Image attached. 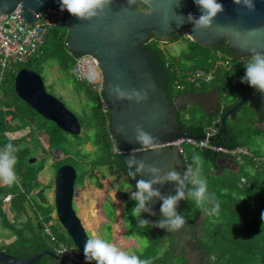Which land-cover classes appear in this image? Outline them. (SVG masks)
I'll use <instances>...</instances> for the list:
<instances>
[{"label":"water","instance_id":"water-1","mask_svg":"<svg viewBox=\"0 0 264 264\" xmlns=\"http://www.w3.org/2000/svg\"><path fill=\"white\" fill-rule=\"evenodd\" d=\"M218 2L223 5V12L214 19L211 28L199 31H194L193 25L187 19L189 13L194 17L201 14L194 0H110L104 14L90 21L79 20L64 11L69 53L74 58L89 55L99 63L103 76L102 91L110 108L111 132L117 142L118 159L127 175L128 169L124 161L130 154L164 172H184V161L178 148L168 145L181 139H205L204 135L193 136L184 133L180 126L179 113L189 106L200 108L210 117H221L220 122L216 124L219 133L211 139L217 147L223 146L221 139L227 134V119L235 120L237 112L248 101H260L261 111L264 113V94L261 93L248 95L232 108L223 109L218 87H214L211 92L190 91L177 94L170 101L165 90L161 66L155 56L145 48V44L153 40L169 43L176 36L184 34L193 43L207 49L220 48L226 43L231 55L237 59L250 57L252 49L264 53V0H253L255 8L251 11L243 5H236L233 0ZM58 4L60 0H0V13L10 14L20 7V16L31 24L35 21L36 13L54 8ZM110 86H119L124 91L134 89L141 95L146 94V99L139 102L135 99L119 100L110 94ZM14 87L18 98L41 117L53 122L69 135L81 134L82 129L76 115L47 92L44 80L39 74L29 69H21L16 76ZM136 125H141L144 131L155 137L153 144L141 146L134 141ZM121 126L125 128L127 137L118 132ZM130 140L132 142H129ZM57 152L58 150L55 153ZM215 157L216 166L219 168V173H214L216 176L223 175L224 171L240 173V167L233 157H218V153H215ZM134 170L133 168L132 171ZM77 177L75 167L65 164L56 171L52 179V201L45 193V184L40 180L32 195L41 204L53 205L54 218L84 256L83 246L89 235L74 208L78 196V188L75 186ZM141 178L150 177L138 174L133 179L134 184ZM156 187L164 195L175 194L174 183ZM151 208L155 215L146 213L147 219L156 222L161 218L160 202L154 200ZM150 226L154 232L164 230ZM203 226L204 215H200L197 221L185 220L179 230L171 231L174 244L181 246L185 241L190 250V254L185 256L187 264H197L195 251H208L197 238V231L201 237ZM189 232L194 240H191ZM46 256L53 260L52 264H70L49 250L40 251L25 259L0 251V264H36Z\"/></svg>","mask_w":264,"mask_h":264},{"label":"trees","instance_id":"trees-1","mask_svg":"<svg viewBox=\"0 0 264 264\" xmlns=\"http://www.w3.org/2000/svg\"><path fill=\"white\" fill-rule=\"evenodd\" d=\"M67 36V26L50 29L45 36L44 44L42 45L39 53L34 55L25 64H15L10 72L3 75L2 81L0 82V92L1 85L6 82V76L8 74L13 77L14 82L17 73L21 69H32V60L34 57L43 58L46 62H56L61 71L64 73H72L74 83L82 88V91L89 100L93 101L92 106H87L88 110L90 109L92 114L91 119H89V123H87L88 125L82 123L77 115L76 117L79 120L81 129L85 127L86 132L89 129H93L95 131L94 146L100 153V156L92 162L93 167L84 171L81 178L87 177L91 180L98 181L99 178L96 176L97 172L94 171L99 170L101 167H107L114 170L117 175H121L125 179V182L127 181L131 185V190L133 192L135 191L134 181L127 175L126 172L123 171L118 156L113 151L114 141L112 138L110 124V108L108 107L107 111L104 112L101 104V100H105V96L103 93L97 92L94 86L88 85L86 82L78 81L76 79L73 73L76 60L69 53L67 48ZM184 36V34H180L171 42L179 41ZM167 44L168 43H160L157 40H153L145 44V48L155 56L161 66L165 78V90L170 101H172L177 94L189 92L188 85L192 86L194 89L192 91L200 92L205 90L207 87L209 88L212 86L209 91L213 90V86L218 87L221 92V96L222 91L237 92L238 96L235 102L222 106L225 110L232 108L248 95H257L260 93L248 84L241 83V78L245 75L244 65L249 62L250 58L243 60H237L236 58V81L229 75L233 71L234 67L232 65L233 56L231 55L227 44H224L220 48L207 49L191 42V47H193L194 52L192 51L191 53L190 51L185 53L178 61L173 59L167 49H165ZM221 53L227 57H232L231 66L229 68L217 67L215 79L212 83L203 86V88H196L193 83H189L185 80L188 74L196 70H213L215 68V63L219 61V55ZM34 67H36L37 70H32L41 76V73L38 71L40 69L39 66L35 65ZM177 86H182L183 89L178 90ZM14 100L18 103L25 104L27 109L31 110L32 113L37 114L32 108H30V106L19 99L16 93L14 94V99H6L0 95V146L4 148L7 143L13 144L15 149L14 154L16 156V165L14 170L18 177L17 181L12 185H6L3 188H0V218L3 220L7 229H10V235L14 236V240H10V243L8 242L0 246V251H5L11 256L25 259L43 250L56 252L55 249L57 243L73 246V242L71 239L70 242H65L57 237L49 224L52 220L51 215L54 212L53 205L43 204L45 205L43 212L40 211V209H37L34 205L39 214H34L35 216L33 217L28 216L30 198L33 189L39 183L38 174L40 171H36V169L31 167L33 166V162L29 164L27 159L31 156L30 153L27 152V149L19 148V146L23 143L24 138L11 140L6 135V133L10 132V129L14 127L9 123L8 118H11V121L27 119V109H22L18 103L15 104ZM251 102L253 105L252 107L254 108L251 112V116L248 118V121L257 133L263 134L264 129L256 127V122L260 125H264V113L261 111L262 103L260 101ZM189 107L197 108L202 113V116L201 118H195L194 121L186 120L183 118V113L186 112L188 107L183 112L179 113L178 121L180 126L184 133L188 135H203L205 134L206 128L209 126H216V124L221 120L220 116L210 117L196 106ZM235 121H237V117L234 122ZM226 124L227 134L222 136L221 139L223 147L228 150L245 147V145L238 140L239 133L232 125L230 119H227ZM54 126L57 130H61L56 125ZM29 134H31V131L28 135ZM48 139H50V136ZM86 144H88V140L85 141L84 145ZM52 149H54V146L51 143V146L49 145V150L52 151ZM201 150H203L204 159L216 166L217 158L215 157V152L208 149ZM254 155L264 157V155ZM225 156L226 155L224 154H218V157ZM69 160L70 159L66 157L64 159L54 160L52 165L59 169L63 165L69 164ZM242 161L247 163L248 166L252 168V171L239 178L237 177L235 181H231L232 185L227 182L225 185L211 184L209 180L206 179L208 193L215 197L216 202L220 206L219 211L216 214H206L201 209L197 208L194 202L187 197L180 201L178 206L181 213L185 214L186 217L191 220H194L200 215H204V239L205 244L210 251L212 264H264V221L261 220V213L264 212V163L257 165L253 159L248 156L243 157ZM184 166L186 168L185 164ZM212 174L213 173L211 171L207 173L208 177ZM232 174L236 176V173L232 172ZM78 178L79 175L77 180ZM243 178L245 179V182H242ZM214 180L217 181L216 179ZM188 187L190 188L191 185H188ZM9 196L12 197L9 205L10 213L12 215L11 222L7 221L3 210L4 199ZM128 196L127 194L125 195L126 198H128ZM134 205L135 201L133 200H129L126 203L125 218L129 225L128 236L135 233L142 234L147 236L151 241L150 245L146 248V253L143 255L137 253V256L141 259L150 260L151 264H187L186 260L172 258L167 247V244L171 242V239L169 238L170 235L168 236L165 233L158 232L162 237L161 238L154 235L156 232L152 230L150 225H146L144 227L139 226L137 219L134 218L131 213V209ZM206 207L211 209L212 205H206ZM22 216L26 219L23 222L21 221ZM142 218L147 219L146 213L142 214ZM45 226L50 228L51 236L46 234ZM164 237H166V239L168 238L167 240L170 242H167ZM155 238H159V240H155ZM161 249L163 250L160 254L159 252ZM178 260L179 263H177ZM84 262L89 264V262H86L85 257ZM52 263L53 260L46 256L41 258L36 264Z\"/></svg>","mask_w":264,"mask_h":264},{"label":"rangeland","instance_id":"rangeland-1","mask_svg":"<svg viewBox=\"0 0 264 264\" xmlns=\"http://www.w3.org/2000/svg\"><path fill=\"white\" fill-rule=\"evenodd\" d=\"M190 41H191L190 39L184 36L179 41L168 43L165 49H167L168 53L172 56L173 59L178 61L185 53L190 51L191 53L192 51L194 52L193 47H191L192 41L191 42ZM237 60H242V59H237ZM237 60L236 58L233 57L232 65L234 69L229 74L235 81L237 80V76H236ZM32 63H33L32 66L33 70H37V68L34 67L35 65L39 66L40 69L38 71L41 73V76L44 79V84L47 92L53 95L54 97H56L58 100H60L72 113L77 115V117L82 121V123L88 125L87 123H89V119H91L92 114L90 112V109L88 110L87 106L88 107L92 106L93 101L89 100L88 97L85 95V93L82 91V88L74 83L72 73H64L63 71L60 70V67L56 62H46L43 58L34 57ZM97 74L98 73H96V75ZM14 86H15V80L13 82V77L10 74H8L6 76V82L3 85H1L0 95H2L6 99H14V94H15ZM211 87L209 88L207 87L205 90L202 91L203 92L209 91ZM188 90L190 92L194 89L192 88V86L188 85ZM237 96H238L237 92L222 91L221 105L224 106L225 104L235 102ZM16 103L18 102L15 101V104ZM18 105H20L22 109L26 108L25 104L23 103H18ZM252 106H253L252 102L248 101L244 105V107L237 112L236 114L237 121L234 122V120L231 119L230 120L232 122V125L239 133L238 140L245 145V148H247L253 154L264 155V133L263 134L257 133L254 127H252L250 125V122L248 121V118L251 116V112L254 108ZM26 115H27V119L19 120L18 124L15 125L12 129H10V132L17 133L28 129L31 131V134H29L27 137H24V141L19 146V148L27 149V152L30 153L31 157L27 159L29 161V164L32 162V160L36 161V163L35 161L33 162L32 164L33 166L31 167H33V169H36V171H40V173L38 174V179L40 176L41 181L45 184L46 195L52 201L53 198L52 179L58 169L56 168V166H53L51 163L54 160L64 159L65 157L70 159L69 165L75 166L78 171L79 178L76 181V187H83L85 185L87 177L81 178V175H83L84 171L89 170L91 167H93L92 162L95 161L100 156L98 149L97 148L95 149L94 146L95 131L93 129H89L86 132V128L83 127L81 135L72 136L69 135L68 133L63 132L62 130H57L56 127L54 126L55 124L45 120L43 117H41L38 114L32 113L31 110L29 109H27ZM201 116L202 113L197 108L194 107H188L186 112L183 113V118H185L186 120L194 121L195 118H201ZM45 136H48V138L50 136L49 139L50 141ZM12 137L14 136L12 135ZM86 140H88V144L84 145ZM51 143L54 146V149H52V151L49 150V145L51 146ZM0 149L3 148L0 146ZM183 149L186 155H188L191 159H193L195 155H199L202 158V166L200 169V174L204 178L209 180L211 184L225 185V183L227 182L230 185H232L231 181H235L237 177L239 178L242 175H246L248 172L252 171V168H250L247 163H244L243 161L241 162L238 161L237 165L240 167V173L238 175L236 174L235 176L232 174V172L225 171L224 175L216 176L214 174L215 167L214 165H212L211 163L207 162L204 159L203 150L197 149L189 145H184ZM57 150L58 152L55 153ZM59 152H62L64 155ZM196 168H197V164L195 165V168L193 170H195ZM99 170L105 172V177L109 178L108 180H106L105 185H108L110 183V185L112 186L110 190H112V192L114 193L113 195L114 199H117L119 201V202L117 201L119 206L121 204L123 205L126 197L124 196V193L122 191H125L126 188L128 190L131 189V185L127 181L125 182V179L121 175H117L114 170H111L106 167H101L99 168ZM210 171L213 173L212 174L213 176L211 175L210 177H208L207 173ZM214 179H216L217 181H215ZM92 181L95 182V180ZM117 185H119V188H121L122 191L121 189L119 190L116 189ZM0 187H3V184H0ZM129 192L130 191L126 193L127 196L129 195L127 199H129L131 195L130 193H132ZM30 202L34 203V205L37 207V209H40V211L42 212L44 211L45 205L41 204L33 195H31ZM8 206H9L8 203L3 205L4 209L8 208ZM74 208L75 210H77L76 203L74 204ZM104 209L109 219L111 220L115 219L116 216L115 211L111 207L109 201L105 202ZM4 214L6 216L7 221L11 222L12 217L9 215V213L4 211ZM85 223H87L86 219H85ZM49 224L51 225L57 237L64 240L65 242H70L69 236L64 231V229L59 224L56 218L52 217V220L49 222ZM106 226L107 225H105L104 230H102V232L105 235L104 239L109 242H112V237H111L112 231L110 232L111 226L110 225H108L107 227ZM128 235L129 234H127L126 239H135L140 245V249H136V248L132 249L133 253L137 252L142 255L145 254L146 248L151 243L148 237L137 233L131 235L130 237H128ZM154 235L161 237L160 234L157 232ZM10 236H11L10 229H7V227L3 223V220L0 218V243L9 242L11 238ZM164 239H166V237H164ZM155 240H159V238H155ZM167 242L170 241L167 240ZM4 244L5 243H3V245ZM162 250L163 249L160 250L159 252L160 254L162 253ZM91 263L95 264V262H91ZM177 263H179V260L177 261Z\"/></svg>","mask_w":264,"mask_h":264},{"label":"clouds","instance_id":"clouds-1","mask_svg":"<svg viewBox=\"0 0 264 264\" xmlns=\"http://www.w3.org/2000/svg\"><path fill=\"white\" fill-rule=\"evenodd\" d=\"M110 0H60V10L67 11L70 15L79 20H92L94 17L104 14ZM201 14L194 17L191 13L188 15V21L193 25L194 31L211 28L214 19L223 12V5L218 0H194ZM236 5H243L248 10H253L255 4L253 0H233ZM245 75L241 78V83H246L256 91L264 94V53L255 49L251 50L250 60L244 65ZM110 94L117 99L133 100L137 102L146 99V94L141 95L136 90L124 91L119 86H110ZM121 135L127 137L123 126L118 129ZM134 141L141 146H148L154 143L155 137L143 130L141 125L134 128ZM129 142H132L131 140ZM12 143H7L3 149H0V184L12 185L18 179L15 172L16 156ZM226 157V156H225ZM197 168H185L181 174L175 170L164 172V170L148 165L143 160H138L134 155H128L124 161L127 165L128 176L135 179L140 176H149V179H139L135 183V191L130 198L135 201L131 209L132 216L137 219L140 227L152 225L166 231L179 230L184 224V217L177 211L180 201L186 197L190 198L195 206L209 215H214L219 211V204L215 197L208 193L207 180L200 174L202 158L199 155L193 157ZM185 164V163H184ZM135 169L132 171V169ZM166 183L176 185L175 194L164 195L157 185L163 186ZM188 185H191L189 188ZM154 200L160 202L161 218L156 222L143 219L142 214L152 212L151 203ZM206 205H212L208 209ZM261 220L264 221V212L261 213ZM83 254L86 262H95V264H151L148 259H141L135 254H130L115 243H111L99 237L87 238L83 246Z\"/></svg>","mask_w":264,"mask_h":264},{"label":"built area","instance_id":"built-area-1","mask_svg":"<svg viewBox=\"0 0 264 264\" xmlns=\"http://www.w3.org/2000/svg\"><path fill=\"white\" fill-rule=\"evenodd\" d=\"M21 8L18 7L10 14L0 13V82L3 75L10 72L15 64H25L34 55L39 53L44 44L47 32L55 27L67 26L65 23L64 11L60 10V4L54 8L46 9L42 12L36 13L34 23L28 24L21 16ZM75 66L73 73L78 81L86 82L88 85L94 86L99 93L102 91L103 76L99 68L98 61L89 55L81 58H75ZM232 57H227L224 54L219 55V61L215 63V68L211 71L196 70L186 77V81L193 83L196 88H203V86L210 84L215 79L216 68L231 66ZM96 73L97 76H96ZM95 83V84H94ZM178 90H182V86H177ZM104 112L109 107L106 99L101 100ZM219 129L211 126L206 129L204 140H195L193 138L181 139L171 145L179 150L186 169L188 167L195 168V161L186 155L183 146L189 145L197 149H208L218 154H224L226 157H233L235 163L241 162L243 157L248 156L253 161L260 165L264 163V157L255 156L247 148L241 147L233 150H228L223 146L217 147L211 142V139L216 137ZM114 144L113 151L118 154L117 142L112 135ZM245 182V179H242ZM11 196L4 199V204L10 205ZM45 232L51 236V230L45 226ZM55 253L64 258L70 264H86L84 256L73 245L68 246L63 243H57Z\"/></svg>","mask_w":264,"mask_h":264},{"label":"crops","instance_id":"crops-1","mask_svg":"<svg viewBox=\"0 0 264 264\" xmlns=\"http://www.w3.org/2000/svg\"><path fill=\"white\" fill-rule=\"evenodd\" d=\"M8 120L12 126H15L18 124V121H11V118H8ZM209 127H211V126H209ZM256 127L259 129H264V125H260L258 122H256ZM29 132H30V130L28 129V130L17 132V133L8 132V133H6V135L11 140H17L20 138L27 137ZM12 135L14 137H12ZM45 137L48 138V136H45ZM45 137H44V139H45ZM53 162L51 164H53ZM214 167H216L214 170V173L217 171L219 173V168L217 166H214ZM94 172H97L96 176L99 178L98 181L94 182L90 178H86L85 185L83 187H77L78 188V196H77L78 199L76 198V200H77L76 201L77 212L80 215V217H82V220H83L84 226L88 232V235L90 234V237H99V238L104 239L105 235L102 232V230H104L105 225H107V226L110 225L111 226L110 232L112 231V234H111L112 242L111 243H115L122 250H124L130 254L137 255V252L133 253L132 249H134V248L140 249L139 243L135 239H126L128 231H129V225L127 224V221L125 218L126 203L132 199L130 197H129V199L126 198L124 204L122 205L120 203L121 205L119 206V204H118L119 201L117 199H114V197H113L114 193L112 192V190H110V188L112 186L110 185V183L108 185H105L106 180L109 179L108 177H105V172H102L100 170H97ZM224 173H225V171H224ZM224 173H223V175H224ZM39 180L41 181L40 176H39L38 181ZM121 185H123V184H121ZM4 186H6V185H3V187ZM3 187H0V188H3ZM116 187H117L116 189H118V190L121 189V188H119V185H117ZM121 191H122V189H121ZM125 191H127V192H125ZM125 191H122L124 193V196L126 195V193H128V191L132 192L131 189L128 190L127 188L125 189ZM79 198H80V201H79ZM83 200H84V202H83ZM107 201H109V203L111 204V207L115 211V215H116L115 219H112V220L109 219V217L105 213L104 204ZM93 202L95 203V205L92 207ZM84 204H85L86 209L88 208V213H85V211L82 209ZM28 208H29L28 216H30V217H33V216H35L34 214L38 213L35 206H34V203H32V202L29 203ZM3 210L5 212L9 213V215L12 217V215L10 213V208L4 209V207H3ZM52 217L54 218L53 213H52ZM85 219H86L87 223H85ZM25 220L26 219L22 216L21 221L23 222ZM86 224H87V226H86ZM10 237H11L10 238L11 241L14 240L13 239L14 236H10ZM128 237H130V236H128ZM10 240H9V243L11 242ZM3 243L6 244L8 242H3ZM3 243L1 242L0 246L3 245Z\"/></svg>","mask_w":264,"mask_h":264},{"label":"flooded vegetation","instance_id":"flooded-vegetation-1","mask_svg":"<svg viewBox=\"0 0 264 264\" xmlns=\"http://www.w3.org/2000/svg\"><path fill=\"white\" fill-rule=\"evenodd\" d=\"M226 44V43H225ZM224 44H222V46H223ZM221 46V47H222ZM228 46V45H227ZM200 92V91H199ZM209 92H211V91H209ZM229 119V118H228ZM178 209V208H177ZM179 210V209H178ZM179 213L184 217V219L185 220H188V221H191V222H195V221H197V218H195L194 220H191L190 218H188V217H186V215L185 214H183V213H181V211L179 210ZM161 233H165V234H167L168 236L170 235V239H171V242L169 243V244H167V247H168V250L170 251V253H171V256H172V258H174V259H181V260H186L185 259V256H187L188 254H190V250L187 248V246L185 245L186 243H185V241H183L182 242V245L181 246H179V245H176V244H174V238H173V235L171 234V231H166V230H162V231H160ZM197 238H198V240L202 243V244H204L205 246H206V244H205V229H204V226L202 227V235H201V237L199 236V232L197 231ZM189 236H190V238H191V240H194V238L192 237V234H191V232H189ZM207 247V246H206ZM207 249H208V247H207ZM201 251H202V253H201ZM192 253V252H191ZM195 255H196V257H197V264H209V262H210V264H212V261H211V258H210V251H209V249H208V251H204L203 249H199V251L197 250V251H195ZM208 253V254H207ZM194 254V253H193ZM187 261V260H186Z\"/></svg>","mask_w":264,"mask_h":264},{"label":"bare ground","instance_id":"bare-ground-1","mask_svg":"<svg viewBox=\"0 0 264 264\" xmlns=\"http://www.w3.org/2000/svg\"><path fill=\"white\" fill-rule=\"evenodd\" d=\"M85 200V199H84ZM84 200H83V202H84ZM96 202V201H95ZM95 205V203L93 202V204H92V207ZM84 211H85V213H88V208L86 209V207H85V204H84V206H83V208H82ZM90 214V213H89ZM81 219H82V217H80ZM82 222H83V220H82Z\"/></svg>","mask_w":264,"mask_h":264}]
</instances>
